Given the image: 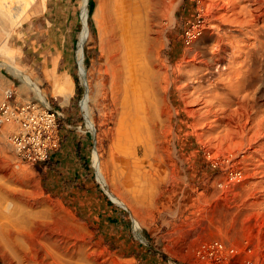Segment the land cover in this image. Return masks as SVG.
<instances>
[{
  "label": "rangeland",
  "instance_id": "obj_1",
  "mask_svg": "<svg viewBox=\"0 0 264 264\" xmlns=\"http://www.w3.org/2000/svg\"><path fill=\"white\" fill-rule=\"evenodd\" d=\"M6 1H0V48L6 50L0 52V103L5 92L12 90L13 102L31 101L59 109V105L67 104V96L53 92L51 75L70 81H74L72 75L76 76L78 90L75 87L67 107L60 111L68 125L66 132L74 131V135H59V147L49 157L52 169L21 159L7 138L13 124L0 125V264H27L11 242L20 226H24L21 237L28 244L41 240L70 247L86 264H203L195 258V248L210 239L238 249L235 261L229 264H244V258L253 259L252 264H264V166L254 168L248 164L250 160L240 162L243 152L208 139L201 134L196 116L191 115L202 106L200 99L192 100L204 93L205 87L196 89L197 81L207 86L214 79L199 76L204 67L199 60L208 57L204 51H211L213 44L224 38L236 44L234 67L246 59V50L253 43L251 0H167L170 5L161 10L156 27L159 37L154 57L160 66L169 69L167 98L162 107L166 115H172L170 126L157 141L160 148L146 155V136L139 130L128 135L108 91V70L100 44L103 18L96 12L98 0L88 1V36L83 44L95 139L78 103L82 88L76 42L81 0H44V4L36 0L25 9L20 5L12 8V3ZM118 3H112V7H118ZM115 17L112 15L111 22L117 27ZM191 21L199 22L201 33L185 45L182 31ZM6 63L28 75L43 92L47 104L23 86ZM225 64L223 61L217 67ZM235 76L231 77V88L236 87ZM102 80L106 82L103 93L97 87ZM94 147L101 160L113 156L114 191L126 206L113 201L98 180L92 165ZM247 168L263 172L252 177L245 174ZM239 171L242 177L237 179ZM64 180H70L69 188ZM133 220L138 221L139 228H134ZM78 250L81 254L84 251L83 255Z\"/></svg>",
  "mask_w": 264,
  "mask_h": 264
},
{
  "label": "bare ground",
  "instance_id": "obj_2",
  "mask_svg": "<svg viewBox=\"0 0 264 264\" xmlns=\"http://www.w3.org/2000/svg\"><path fill=\"white\" fill-rule=\"evenodd\" d=\"M34 1L36 0H7L6 4L12 3V8H16L20 5L22 9H25L30 7ZM41 1L44 4V0ZM88 1L89 0H81L80 2L81 24L76 42L77 69L82 88L78 103L83 112L84 123L95 139L97 132L89 110V101L91 97L88 93L89 83L86 77L87 70L84 65L83 56V44L88 36ZM13 3H17L18 5L14 6ZM112 3H117V0H98L96 10L98 15L101 16V19L103 18V25L99 26L100 44L104 50L105 65L108 70V91L111 94L115 111L119 115V118H122L124 126L128 129V135H134V133L139 130L146 136L143 147V154L146 155L147 152H150L152 149L160 148L158 144L161 143L157 144V141L160 142V134L166 127L170 126L169 117L172 115L171 113L166 115V111L162 107L166 103L165 100L167 98V96H165V90L169 69L167 70L168 67L160 66L154 57V44L158 41L159 37L156 27L161 18L160 14L163 12L161 10L168 8L170 2L167 0H119L118 7L116 8L112 7ZM263 3V0H251L252 10L250 11L252 12L250 14L252 19L250 21L253 43H251V45L249 44L250 47L246 50L247 57L242 60L241 64L234 67V62L237 57V55H235L236 44L224 38L223 40L218 39L213 44L214 48L212 47L213 49H210L211 51H204V54L208 55L206 59L199 60V58L196 57V59L198 58L200 61L199 63L204 66L203 69H201L203 73L199 76L202 77L203 75H207L208 79L206 80H209L210 77L214 79L210 82L208 81L207 86L201 85V82L197 81L198 87L196 89L200 90L205 87L203 90L204 93L202 96L199 95L200 97H194L192 100L196 101L200 99L201 102H199L202 106L197 109L196 112H191V115L194 114L196 116L198 127H200L199 130L200 132L202 131L201 134L207 136L208 139L214 138L218 143L226 145L229 149L245 152L240 155L239 161L244 162L250 160L254 163L249 162L248 164L254 165V168L264 166ZM9 7L11 8V6ZM112 15L116 16L118 19L117 20L115 17L117 20V27L112 24L113 21L111 22ZM218 36L217 38H219ZM227 50H229V52L225 53ZM5 51L3 47L0 48L1 53ZM221 53H224V56H222ZM190 54L193 56L194 53ZM223 61H225L226 64L224 66L221 65V67L219 65V69L217 65L221 64ZM5 66L22 81L23 86L32 90L39 100L47 104L43 92L28 75L24 74L22 70L10 63H6ZM211 68H213V70ZM223 74H225V76L221 77ZM234 75H236V87L231 88V77ZM50 78H52L53 92L66 97L68 93L67 89L71 83L70 79L68 77L59 78L55 75H51ZM105 86L106 82L104 80L100 81L97 86L98 91L103 93ZM220 86L223 88V91L217 92L216 89ZM179 95L181 96V94ZM181 97L183 98V96ZM188 108L186 107L185 109L188 110ZM189 109H191V107ZM168 112H170V110ZM115 119H117V116ZM171 132L172 130L170 133ZM198 137H200V135ZM217 142H215V144ZM161 148H163V146ZM214 151H216V149ZM211 152L213 151L211 150ZM220 152L221 151H219V153ZM230 153L233 154V152ZM100 157L101 156H99L94 147L92 150V165L95 168L98 180L102 183L105 191L113 201L126 206L121 196L114 191L116 187L114 175L116 173L113 156L109 154L107 158L102 160ZM256 170L254 169L252 171L247 168L244 169V172L246 175L252 177L256 173L263 172L260 169V171ZM260 174L262 175V173ZM241 177L242 173L240 171L237 172L236 178L239 179ZM133 225L135 229L140 227L136 220H133ZM23 227L24 226L16 227L15 233L12 234L11 242H13L12 246L14 244V251L18 252L27 264H86L82 262V259L75 257L74 254H76V251L70 247L56 246L57 244L54 245L51 241H41L39 239V241L33 245L28 244L26 239L21 237V235H23ZM78 253L83 255L84 251L81 254V251L78 250Z\"/></svg>",
  "mask_w": 264,
  "mask_h": 264
},
{
  "label": "built area",
  "instance_id": "obj_3",
  "mask_svg": "<svg viewBox=\"0 0 264 264\" xmlns=\"http://www.w3.org/2000/svg\"><path fill=\"white\" fill-rule=\"evenodd\" d=\"M201 33L198 21L188 22L182 31V41L191 44ZM59 113L50 107H41L37 103L12 101V90L5 92L0 103V125L13 124L8 135L17 155L28 162L39 163L49 159L51 153L59 147ZM250 252V248L245 249ZM195 258L203 264H229L235 261L238 249L219 239L200 242L195 248ZM244 264H252L253 259L244 258Z\"/></svg>",
  "mask_w": 264,
  "mask_h": 264
},
{
  "label": "crops",
  "instance_id": "obj_4",
  "mask_svg": "<svg viewBox=\"0 0 264 264\" xmlns=\"http://www.w3.org/2000/svg\"><path fill=\"white\" fill-rule=\"evenodd\" d=\"M74 89H75V84H74V81L71 80V83H70L69 88H68L67 97H66V99H67V104L59 105V106H58L59 109L56 110V111H57L58 113H60V115H61L60 118L58 117L59 124H61L60 129H59V133H61V134H59V135H64V134H65V135H69V136L74 135V134H73L74 131H72V130H70V131H72L71 133L66 132L65 127H68V125H66V124L64 123V115L62 114V112H60V111H62V109H63L64 106L67 107V105H68V101L70 100L69 98L73 95ZM62 116H63V119H62ZM62 123H63V124H62ZM62 129H63V130H62ZM60 137H61V136H60Z\"/></svg>",
  "mask_w": 264,
  "mask_h": 264
},
{
  "label": "trees",
  "instance_id": "obj_5",
  "mask_svg": "<svg viewBox=\"0 0 264 264\" xmlns=\"http://www.w3.org/2000/svg\"><path fill=\"white\" fill-rule=\"evenodd\" d=\"M72 76L74 78L76 90H78V81H77V78L74 75H72ZM76 148H77V151L80 152V144L79 143L77 144V147ZM39 164H41L43 166H46L48 169H52L51 158H49L46 161L39 162ZM64 185L69 188L71 186L70 180H64Z\"/></svg>",
  "mask_w": 264,
  "mask_h": 264
}]
</instances>
